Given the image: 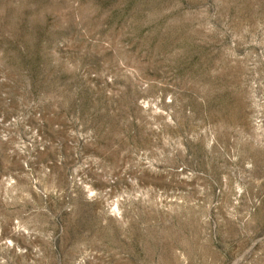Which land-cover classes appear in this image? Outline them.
Listing matches in <instances>:
<instances>
[{"label": "rangeland", "instance_id": "obj_1", "mask_svg": "<svg viewBox=\"0 0 264 264\" xmlns=\"http://www.w3.org/2000/svg\"><path fill=\"white\" fill-rule=\"evenodd\" d=\"M0 264H264V0H0Z\"/></svg>", "mask_w": 264, "mask_h": 264}]
</instances>
